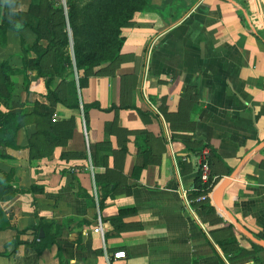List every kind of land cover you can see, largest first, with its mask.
<instances>
[{"label":"crops","instance_id":"obj_1","mask_svg":"<svg viewBox=\"0 0 264 264\" xmlns=\"http://www.w3.org/2000/svg\"><path fill=\"white\" fill-rule=\"evenodd\" d=\"M134 23L112 75L90 76L84 88L76 79L79 110L64 96L40 117L50 103L34 73L32 95L21 89L9 110L0 103L4 113L35 112L18 134L21 149L0 160L25 191L0 203L12 227L0 234V264H264L247 239L220 246L234 233L212 195L215 213L192 205L209 151L195 153L198 143L223 162L215 190L264 142V0H149ZM7 38L0 64L22 70L20 35ZM221 203L264 240V150ZM41 225L56 245L38 256L34 233L23 232Z\"/></svg>","mask_w":264,"mask_h":264},{"label":"trees","instance_id":"obj_2","mask_svg":"<svg viewBox=\"0 0 264 264\" xmlns=\"http://www.w3.org/2000/svg\"><path fill=\"white\" fill-rule=\"evenodd\" d=\"M78 0H68L69 15L68 20L74 35V63L68 57L69 40L64 35V41L57 42L54 29L49 28L50 38L48 47L43 45L41 38V27L39 22L34 23L32 18L36 20L35 13L24 16L17 12L19 0H0L2 11L0 23V48L5 47L8 42V31H14L20 35V44L22 53L20 55L23 61L22 70H14L8 62L0 64V103L7 110L12 104L13 95L15 92V84L12 80L21 79L23 85V93L32 95L29 86L31 83V74L35 72L37 78L46 79V98L50 103L47 108H40L38 113L42 118L52 117L51 109H54L59 103H63L65 96V105L71 110H79V93L77 89V80L80 88L87 85L90 76H93V66H98L107 70L106 75H112L117 69L122 59V50L125 44L123 36V28L133 26L136 17L134 13H141L148 9L149 0H87L84 6V11L87 19V28L89 30V39L82 44L79 42L77 35L76 21L80 18L77 13L76 3ZM53 8L49 4L46 10ZM38 10V7H33V11ZM56 13V12H54ZM61 14H64V9L61 8ZM55 15L47 17V22L52 23ZM45 21V24H47ZM64 20V24H65ZM49 25V24H48ZM47 25V26H48ZM31 31L36 35V39L29 45L28 40L22 35L25 31ZM93 47V55L89 53V49ZM50 52L54 53L55 61L60 65L54 73L45 72L43 62ZM76 71V73H75ZM102 73V71H101ZM59 80L57 83L56 81ZM97 107V106H95ZM87 109V106H84ZM33 113L22 112L21 114L4 113L0 110V160L8 159L5 155L6 149L20 150L21 147L17 144L18 134L28 124V120L34 115ZM55 125V124H54ZM209 151L204 157V162L208 163L210 168V179L208 183H203L201 180V168L196 180V186L192 195L193 206L201 212L213 214L216 212L215 207L211 205L210 199L204 202H197L201 196L209 195L213 192L219 179L216 164L223 162L217 156L216 151L204 143H198L193 149L195 153L204 154V150ZM231 173V171H229ZM12 177L10 174L0 170V203L12 200L17 193H25V191H15L10 185ZM128 211H121L120 215L127 214ZM12 229L10 220L7 214L0 208V234ZM229 229L234 233V238L220 243V246L226 250L237 245V236H241L235 228L230 224ZM32 231L34 233V241L32 249L40 256L46 250L56 245L55 238L50 236L46 227L41 225L38 228L28 227L23 233ZM41 231L44 236L41 237ZM22 234V233H20ZM253 249L257 252H264L258 246L253 245Z\"/></svg>","mask_w":264,"mask_h":264},{"label":"rangeland","instance_id":"obj_3","mask_svg":"<svg viewBox=\"0 0 264 264\" xmlns=\"http://www.w3.org/2000/svg\"><path fill=\"white\" fill-rule=\"evenodd\" d=\"M88 1L87 0H78L76 3V9L77 13L80 16L79 19L76 21V26H77V35L79 42L82 44H85V42L89 39V30L87 28V19H86V14L84 11V6L86 5ZM53 5V8L50 10H46L47 6ZM33 7H38V10L33 11ZM61 8L64 9V14L60 13ZM17 12L20 13L21 15L28 16L31 15L32 13H35L37 19L36 21L39 22V26L41 27V38L43 39V45L48 47L49 45V38H50V31L49 28L51 27H56L54 29V33L56 34V40L57 42L59 41H64L65 37L69 40V48L68 51L69 53L66 55L67 58L69 57L71 61L74 63V35H73V30L70 27L69 20H68V15H69V8H68V0H19V4L17 7ZM56 12V13H54ZM49 14L52 16L55 15L54 20L50 24V22H47V17ZM138 13H134V17H136ZM65 20V24H64ZM45 21L47 24H45ZM49 24V25H48ZM48 25V26H47ZM125 28V27H124ZM123 28V29H124ZM123 32V30H122ZM36 39V35H35ZM34 41V40H33ZM33 41H28L29 45L32 44ZM89 53H92L93 55V47L89 49ZM44 70L45 72H51L54 73V71L57 68H60V65L56 63L55 61V56L53 52H50L49 55L45 58L43 62ZM93 66V76H102L107 74V70H104L98 66ZM102 71V73H101ZM76 73V71H75ZM36 76L35 72L33 74ZM78 77L75 74V79ZM18 80V81H17ZM13 84H15V92L14 94H19L21 92V89L23 91V85L21 83V79H14L12 80Z\"/></svg>","mask_w":264,"mask_h":264},{"label":"water","instance_id":"obj_4","mask_svg":"<svg viewBox=\"0 0 264 264\" xmlns=\"http://www.w3.org/2000/svg\"><path fill=\"white\" fill-rule=\"evenodd\" d=\"M1 16L2 11L0 7V23H1ZM264 150V142H262L256 149L253 150L252 154L247 155L240 165L237 167V169L234 171V173L225 180L222 184H220L212 193V200L215 205V207L223 213L229 223L236 229V231L242 235L245 239H247L250 243H252L255 246H258L264 250V240H260L257 237H255L250 231H248L245 227H243L236 218L224 208V206L221 203V198L223 193L226 191V189L232 184V182L236 179V176L243 170V168L246 166V164L250 161L252 156L254 154H257ZM44 236V232L41 231V237ZM12 253V252H11Z\"/></svg>","mask_w":264,"mask_h":264},{"label":"built area","instance_id":"obj_5","mask_svg":"<svg viewBox=\"0 0 264 264\" xmlns=\"http://www.w3.org/2000/svg\"><path fill=\"white\" fill-rule=\"evenodd\" d=\"M200 168H201V180H202V182L208 183L209 179H210V174H211L208 163L204 162V160H203L200 164ZM211 195H212V193L209 195H206V196H201L197 199V202L207 201L208 199L211 198ZM95 233L99 234L102 237V239H104L105 234H104L103 224H102L101 220H99L98 227L95 229ZM114 258L116 260L125 259L126 254L124 252H118L114 255Z\"/></svg>","mask_w":264,"mask_h":264}]
</instances>
